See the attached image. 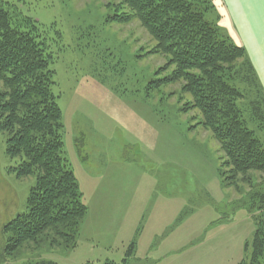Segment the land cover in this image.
Listing matches in <instances>:
<instances>
[{"label":"rangeland","instance_id":"1","mask_svg":"<svg viewBox=\"0 0 264 264\" xmlns=\"http://www.w3.org/2000/svg\"><path fill=\"white\" fill-rule=\"evenodd\" d=\"M2 1L35 20L50 54L62 155L87 212L74 248L25 243L9 254L3 226L27 210L36 176L18 175L21 159L7 153L0 130V264H237L255 230L249 195L264 191V171L226 184L223 153L199 110L186 107L190 94L182 81H163L174 66L153 53L137 18H115L129 11L122 0ZM222 1L240 37L264 42V0ZM257 77L260 94L239 85L243 110L264 98Z\"/></svg>","mask_w":264,"mask_h":264},{"label":"trees","instance_id":"2","mask_svg":"<svg viewBox=\"0 0 264 264\" xmlns=\"http://www.w3.org/2000/svg\"><path fill=\"white\" fill-rule=\"evenodd\" d=\"M122 2L129 11L115 18H137L155 41L153 53L166 56L165 65L174 66L163 81H182V90L190 94L186 107L199 110L203 127L223 153L226 184L234 185L238 176L250 184L247 172L264 171V98L252 99L243 110L245 92L239 85L251 82L259 94L262 88L246 48L231 40L218 23L220 16L209 17L216 9L213 1ZM36 30L33 18L0 0V130L7 135V153L21 159L18 175L36 176L27 210L3 226L9 254L25 243L74 248L87 212L62 155V112L52 91L54 72ZM249 198L258 211L255 230L237 264H264V191L254 190Z\"/></svg>","mask_w":264,"mask_h":264},{"label":"crops","instance_id":"3","mask_svg":"<svg viewBox=\"0 0 264 264\" xmlns=\"http://www.w3.org/2000/svg\"><path fill=\"white\" fill-rule=\"evenodd\" d=\"M217 1L219 2V4H216V6L220 10L219 13L221 14V19H225V23L222 22L221 26L223 24V28L227 30V33L230 35V37L235 40L239 45H242L246 48L249 58L252 64L254 65L258 76L260 78H263L262 76H264V73H260L259 69L264 65V60H262L264 59V42L259 39L251 41L245 36L240 37L237 32L233 29V22L230 18V7H227L226 3H224L222 0ZM221 4L223 6H221Z\"/></svg>","mask_w":264,"mask_h":264}]
</instances>
